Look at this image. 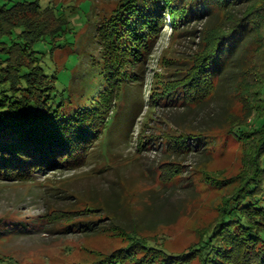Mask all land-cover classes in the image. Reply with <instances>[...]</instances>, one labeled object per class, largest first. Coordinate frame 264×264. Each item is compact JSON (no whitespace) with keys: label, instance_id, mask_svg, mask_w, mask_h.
Segmentation results:
<instances>
[{"label":"trees","instance_id":"16d2710c","mask_svg":"<svg viewBox=\"0 0 264 264\" xmlns=\"http://www.w3.org/2000/svg\"><path fill=\"white\" fill-rule=\"evenodd\" d=\"M168 20L179 37L196 21H208L210 28L181 70L169 71L166 80L156 74L149 98L154 110L160 102L204 107L234 73H244L253 54L264 55V0H120L110 17L98 21L100 68L75 80L67 95L57 90V75L41 66L43 53L36 48L43 41L57 45L70 29L66 14L42 7L40 0L0 5V179L19 183L35 180L37 172L76 171L87 165L115 120L125 135L141 104L134 98L135 110L120 120L115 119L117 103L131 84L140 87L141 66ZM257 60L264 68V59ZM260 84L252 114L242 122L225 121L228 132L245 143L244 170L228 180L220 214L198 242L177 255L146 240L138 229L124 231L126 247L81 264H264V79ZM173 128L159 140L171 158L214 150L217 142L208 130ZM180 169L176 165L169 180L182 175ZM204 175L206 182L210 177Z\"/></svg>","mask_w":264,"mask_h":264},{"label":"rangeland","instance_id":"374dc122","mask_svg":"<svg viewBox=\"0 0 264 264\" xmlns=\"http://www.w3.org/2000/svg\"><path fill=\"white\" fill-rule=\"evenodd\" d=\"M23 1L27 0H0V5ZM119 3L40 0L42 7L64 12L71 23L57 45L43 41L36 46L43 53L41 66L59 79L58 91L68 95L75 80L81 81L84 74L99 67L103 47L96 36L98 21L110 17ZM169 23L165 21L153 54L141 66L140 87L131 84L126 97L117 103L115 119L133 112L136 98L141 104L136 123L125 135L115 120L87 165L76 171L37 172L35 180L19 183L0 179V264L93 262L126 247L129 240L124 231L135 229L157 247L178 255L196 244L201 232L218 218L228 180L244 170L246 149L244 142L228 132L225 121L233 117V123L242 122L259 103L264 68L256 61L264 55L253 54L244 73H234L204 107L189 109L160 102L154 110L149 98L156 74L166 80L167 74L181 70L197 54L200 35L210 28L208 21H196L179 37ZM167 61L173 63L172 68H167ZM172 128L208 130L217 143L210 152L171 158L159 140ZM152 136L151 143L139 146ZM176 165L183 174L169 180ZM205 172L210 177L206 182Z\"/></svg>","mask_w":264,"mask_h":264}]
</instances>
